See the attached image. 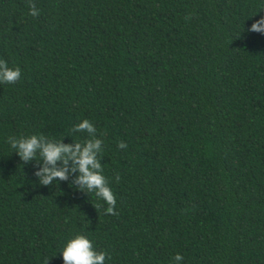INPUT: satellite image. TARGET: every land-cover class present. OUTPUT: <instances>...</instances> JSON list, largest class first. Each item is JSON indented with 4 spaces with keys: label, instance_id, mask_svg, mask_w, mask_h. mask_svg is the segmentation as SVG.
<instances>
[{
    "label": "trees",
    "instance_id": "1",
    "mask_svg": "<svg viewBox=\"0 0 264 264\" xmlns=\"http://www.w3.org/2000/svg\"><path fill=\"white\" fill-rule=\"evenodd\" d=\"M31 2L0 0V59L21 70L0 84V264H63L77 233L105 264H264V0ZM82 119L115 215L9 145L83 144Z\"/></svg>",
    "mask_w": 264,
    "mask_h": 264
},
{
    "label": "clouds",
    "instance_id": "2",
    "mask_svg": "<svg viewBox=\"0 0 264 264\" xmlns=\"http://www.w3.org/2000/svg\"><path fill=\"white\" fill-rule=\"evenodd\" d=\"M261 7H264L262 5ZM28 14L32 17L39 15V9L29 0ZM255 14V13H254ZM249 32L264 35V16L253 21ZM21 70L19 67H9L8 62L0 59V84H12L20 79ZM69 132H84L89 138L83 144L75 142L64 144L49 139L45 141L43 137L28 135L16 140H10L9 145L14 149L16 155L22 161L30 159H42L43 165L35 173L39 178V183L49 185L56 180H65L69 172H76L75 183L81 190L92 193L106 205V214L115 215L116 197L99 163L98 153L102 151L103 140L96 138L97 129L88 119H82L72 125ZM118 148H126L123 142L117 144ZM60 166H57V162ZM69 161L71 167H68ZM118 179V177H117ZM63 264H105L107 255L105 251H98L92 240L85 234H74L66 238L58 252ZM175 264H181L183 257L175 254L172 257ZM46 258L42 264H47Z\"/></svg>",
    "mask_w": 264,
    "mask_h": 264
}]
</instances>
